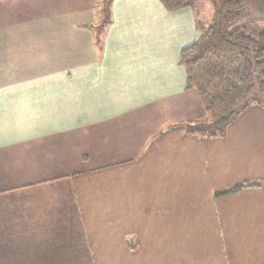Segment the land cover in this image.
Masks as SVG:
<instances>
[{
    "label": "crops",
    "instance_id": "obj_1",
    "mask_svg": "<svg viewBox=\"0 0 264 264\" xmlns=\"http://www.w3.org/2000/svg\"><path fill=\"white\" fill-rule=\"evenodd\" d=\"M0 0V264H264V109L222 138L179 51L189 9Z\"/></svg>",
    "mask_w": 264,
    "mask_h": 264
},
{
    "label": "trees",
    "instance_id": "obj_2",
    "mask_svg": "<svg viewBox=\"0 0 264 264\" xmlns=\"http://www.w3.org/2000/svg\"><path fill=\"white\" fill-rule=\"evenodd\" d=\"M114 0H96L99 16L94 31L101 53L102 34L112 22ZM213 15L201 20L197 0H159L167 12L189 9L198 38L179 51L177 65L184 69L186 88L198 93L206 120L182 122L171 128L201 139L222 138L228 127L251 106L264 109V0H208ZM264 187L240 183L218 194Z\"/></svg>",
    "mask_w": 264,
    "mask_h": 264
},
{
    "label": "rangeland",
    "instance_id": "obj_3",
    "mask_svg": "<svg viewBox=\"0 0 264 264\" xmlns=\"http://www.w3.org/2000/svg\"><path fill=\"white\" fill-rule=\"evenodd\" d=\"M196 6L200 9L201 11V20L208 24L212 18L213 15V6L211 5V3L208 0H197L196 2ZM98 23H99V19H98ZM96 23V25L98 24Z\"/></svg>",
    "mask_w": 264,
    "mask_h": 264
}]
</instances>
